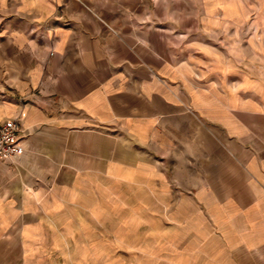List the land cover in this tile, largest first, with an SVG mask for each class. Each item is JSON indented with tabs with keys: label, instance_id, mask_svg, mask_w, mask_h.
I'll use <instances>...</instances> for the list:
<instances>
[{
	"label": "crops",
	"instance_id": "crops-1",
	"mask_svg": "<svg viewBox=\"0 0 264 264\" xmlns=\"http://www.w3.org/2000/svg\"><path fill=\"white\" fill-rule=\"evenodd\" d=\"M11 117L0 264H264V0H0Z\"/></svg>",
	"mask_w": 264,
	"mask_h": 264
},
{
	"label": "built area",
	"instance_id": "built-area-1",
	"mask_svg": "<svg viewBox=\"0 0 264 264\" xmlns=\"http://www.w3.org/2000/svg\"><path fill=\"white\" fill-rule=\"evenodd\" d=\"M20 132L19 117L7 118L0 122V160H11L22 153Z\"/></svg>",
	"mask_w": 264,
	"mask_h": 264
},
{
	"label": "rangeland",
	"instance_id": "rangeland-1",
	"mask_svg": "<svg viewBox=\"0 0 264 264\" xmlns=\"http://www.w3.org/2000/svg\"><path fill=\"white\" fill-rule=\"evenodd\" d=\"M102 225L104 224V222H103V220H102V223H101Z\"/></svg>",
	"mask_w": 264,
	"mask_h": 264
}]
</instances>
